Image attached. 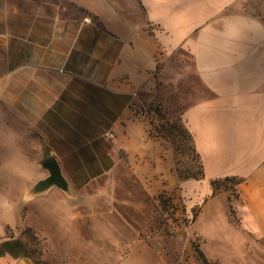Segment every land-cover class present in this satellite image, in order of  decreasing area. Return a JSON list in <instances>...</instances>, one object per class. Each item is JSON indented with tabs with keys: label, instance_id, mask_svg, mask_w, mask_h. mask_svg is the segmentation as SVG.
I'll return each mask as SVG.
<instances>
[{
	"label": "crops",
	"instance_id": "crops-1",
	"mask_svg": "<svg viewBox=\"0 0 264 264\" xmlns=\"http://www.w3.org/2000/svg\"><path fill=\"white\" fill-rule=\"evenodd\" d=\"M63 1L0 0V165L16 153L21 174L45 178L34 165L56 159L74 197L94 196L90 186L123 165L141 181H173V152L150 135L139 100L157 80L171 82L181 86L174 98L203 166L202 179L182 182L189 205L202 204L190 228L204 225L226 241L222 229L233 227V245L264 239V21L240 11L241 0H70L98 21L78 8L65 11ZM36 144L40 153L32 155ZM225 178L238 179V226L226 215V194L212 189ZM14 180L0 168L8 182L0 196L15 205L0 214V237L23 225L25 210L43 196L53 194L58 209L71 205L57 188L25 199L29 189L17 192ZM97 192L108 203L115 197ZM221 198L222 219L211 216ZM97 201L96 211L108 208ZM122 203L118 216L72 223L87 235L85 252L57 242L53 258L8 255L0 264H163L156 248L138 240Z\"/></svg>",
	"mask_w": 264,
	"mask_h": 264
},
{
	"label": "rangeland",
	"instance_id": "rangeland-1",
	"mask_svg": "<svg viewBox=\"0 0 264 264\" xmlns=\"http://www.w3.org/2000/svg\"><path fill=\"white\" fill-rule=\"evenodd\" d=\"M63 2L67 8L65 11L74 12L78 8V12L87 13L94 21H98L96 15L90 14L85 8L78 7L74 2L70 0ZM240 11L264 21V0H241ZM158 74L159 71L155 74L156 78ZM173 80L176 81V79ZM156 84L157 87L153 92L144 93L139 100L153 118V120L149 118L153 123V129L157 125L158 129L163 126V129L155 132V137L162 140L173 152L174 180L168 182L141 181L134 174L135 170L131 165L120 166L106 179L94 182L90 186L91 194L94 196L87 197L85 194H79L70 197L72 198L70 207L64 206L63 210L55 207L53 194L41 197L40 201H34L25 210L26 222L16 228L8 229L6 234L0 237V245L7 240L19 239L25 245L26 257L36 261H41L45 256L53 258L57 242H62L69 251L82 250L85 252L87 235L84 236L72 228V223L75 220L86 223L98 221L106 217L103 215L118 216L115 212L118 210L119 202L122 205L124 200L127 204V214H125L126 206L123 208V213L129 224L135 228L138 240L148 243L153 249L156 248L159 255L164 258L163 264H203L198 255V249L204 252L208 260L216 264H264V239L254 238L241 241L239 245H233L231 242L235 240L232 238L233 227L222 229V232L226 234V241L223 236L213 238L209 229H202L204 225L190 228L191 221L199 215L202 204L189 205L188 196L184 195L182 182L197 179L195 175L201 170L200 158L189 134H187L189 137L182 138V135H178V129L171 130V133L168 130L171 125L176 124L188 132L183 119L184 105L174 98L175 89L181 86L162 80H157ZM142 110L144 112L145 109L142 108ZM40 149L41 146L36 144L31 148L32 155L40 153ZM40 163L41 159L34 165L39 172L44 171ZM22 176L24 180L21 179ZM43 176L37 173L35 177L29 179L27 175L19 172L14 174L15 180L11 181L10 185L17 192L28 190L32 185L44 179L40 178ZM7 183L0 181V187ZM237 183L238 179L229 178L220 179L217 184H212L215 195L226 194V215L233 226L239 225L236 213L237 200H239ZM97 190H111L113 194L115 192L112 203L105 201V198L101 197L102 193H98ZM96 201L99 205H105L104 207L108 208L96 211L99 207ZM88 205L90 209L85 212V207ZM75 208H78L76 212L73 210ZM211 210V216L218 213L221 215L220 218L226 217L222 198L215 201ZM123 213L121 214L124 215ZM26 228H31L32 234L25 232ZM197 230L203 231L204 237L198 236ZM33 235L36 236L34 239L31 237ZM60 248L58 246V249ZM8 255L11 256L10 254L5 256ZM20 257L24 256L14 258Z\"/></svg>",
	"mask_w": 264,
	"mask_h": 264
},
{
	"label": "water",
	"instance_id": "water-1",
	"mask_svg": "<svg viewBox=\"0 0 264 264\" xmlns=\"http://www.w3.org/2000/svg\"><path fill=\"white\" fill-rule=\"evenodd\" d=\"M40 167L48 173V176L29 188L28 197L34 198L44 195L53 188H58L69 197L74 196L73 187L64 176L61 165L56 159L45 161L40 164Z\"/></svg>",
	"mask_w": 264,
	"mask_h": 264
},
{
	"label": "trees",
	"instance_id": "trees-1",
	"mask_svg": "<svg viewBox=\"0 0 264 264\" xmlns=\"http://www.w3.org/2000/svg\"><path fill=\"white\" fill-rule=\"evenodd\" d=\"M143 109H145L144 110V114H146L148 118L153 120V118H152L151 114L149 113V111L145 107ZM151 124L153 126L152 122H151ZM158 127H159L158 125L156 126V128L154 127V129H153L154 132H153V130H150V135L152 137H155V132L156 131L163 129V126H161L162 128L160 127L159 129H158ZM177 129L179 130L178 131V135H182V138H184V137L186 138V137L190 136L192 138V140H193V137H192V135L189 132H187L186 130L181 129L176 124L171 125L168 130L171 133V130L176 131ZM187 134H189V136H187ZM193 143H194V140H193ZM200 165H201V167H200L201 170H200L199 174L195 175V178H197V179H202L203 176H204L203 175V166H202L201 161H200ZM225 179H229V178H225ZM218 181L219 180H215V181L212 182V184L215 185V184L218 183ZM215 194H216V192L214 191V195ZM25 232H27L29 234H32L31 233V228H26ZM31 237L34 239L36 236L33 235ZM197 252H198L199 257L202 259L203 264H216V263H213L210 260H208L207 257L205 256V254L203 253V251H201L200 249H198ZM6 254H10L11 256H14V257H18V256H21V255L26 257L27 256V251H26L25 245L23 244V242L21 240L13 239V240L4 241L0 245V258L5 256Z\"/></svg>",
	"mask_w": 264,
	"mask_h": 264
},
{
	"label": "clouds",
	"instance_id": "clouds-1",
	"mask_svg": "<svg viewBox=\"0 0 264 264\" xmlns=\"http://www.w3.org/2000/svg\"><path fill=\"white\" fill-rule=\"evenodd\" d=\"M2 167L14 174H18L21 170H23V161L19 154L14 153L9 156V158L3 163ZM25 199H31V197H26ZM14 208V204L8 201L5 197L0 196V214L11 212Z\"/></svg>",
	"mask_w": 264,
	"mask_h": 264
}]
</instances>
